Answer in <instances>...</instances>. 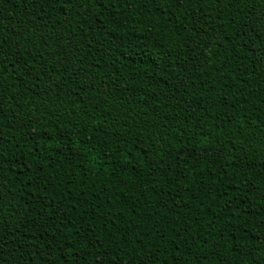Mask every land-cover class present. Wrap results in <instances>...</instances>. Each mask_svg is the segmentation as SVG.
I'll list each match as a JSON object with an SVG mask.
<instances>
[{
  "label": "trees",
  "instance_id": "obj_1",
  "mask_svg": "<svg viewBox=\"0 0 264 264\" xmlns=\"http://www.w3.org/2000/svg\"><path fill=\"white\" fill-rule=\"evenodd\" d=\"M0 264H264V0H0Z\"/></svg>",
  "mask_w": 264,
  "mask_h": 264
}]
</instances>
